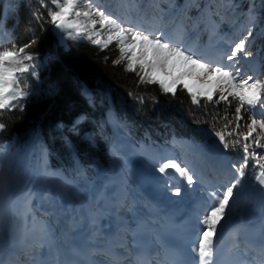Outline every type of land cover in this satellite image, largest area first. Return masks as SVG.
Masks as SVG:
<instances>
[{"label":"trees","instance_id":"obj_1","mask_svg":"<svg viewBox=\"0 0 264 264\" xmlns=\"http://www.w3.org/2000/svg\"><path fill=\"white\" fill-rule=\"evenodd\" d=\"M222 1L243 14L248 13L245 23L257 13L261 0H211L209 7L217 19L215 12L222 7ZM197 2L203 7L207 0ZM52 8V0H0V49L23 46L33 38L38 40L28 49L35 59L26 62L36 65L38 75L30 71L19 74L23 77L20 86L30 95L14 102L23 104L22 111L19 106L0 111V122L6 123V129L0 132L1 142L14 138L24 141L38 129L55 166H72L75 156L85 169L95 166L104 169L107 166L104 144L113 137L116 118L119 130L136 141L141 138L164 141L176 135L220 147L214 132L227 122L222 117L235 119L238 101L229 104L201 98L194 103L182 86L173 95L164 93L158 84L141 83L139 69L130 72L125 70L126 61L113 63L119 57L115 43L102 48L86 41H70L65 49L53 26L46 22ZM251 33L249 52L260 56L264 81V9ZM84 87L91 92V98L84 95ZM81 114L84 118L74 125ZM243 115L242 132L246 131L245 123L250 121L251 113L245 109ZM255 118L264 119L257 115ZM88 133L93 135L94 145L86 139ZM254 135L264 141V130L258 128ZM254 150L264 153V149ZM223 153L230 161L243 162L239 147Z\"/></svg>","mask_w":264,"mask_h":264},{"label":"snow or ice","instance_id":"obj_2","mask_svg":"<svg viewBox=\"0 0 264 264\" xmlns=\"http://www.w3.org/2000/svg\"><path fill=\"white\" fill-rule=\"evenodd\" d=\"M53 9L48 12V20L54 29L61 33L67 32L72 39H88L93 45L107 48L113 43L116 44L119 57L113 60L114 64L126 61L125 70L137 73L141 83L158 84L166 94H176L178 86H182L188 92L194 103H198V97L205 98L207 101L228 102L238 101L235 108V119L228 120L222 129L215 131L218 146L222 152H227L230 148L235 150L239 147L243 153L242 163L231 167L235 169L234 177L227 185H221L220 189L208 193V203L204 209L202 217L198 220L201 228L197 235L196 245L192 252L197 257L196 264H217L215 259V245L218 232L227 223L232 213L231 205L235 203L234 197L239 191L242 178L246 175V170L253 169V179L264 188V153L254 149H264V141L257 133L258 128L264 130V119H256L257 111L264 115V81L252 74H246L239 66L241 57L251 55L247 51V41L252 35L251 30L248 34L239 39L230 48V54L226 56V61H209L195 53L191 48H187L182 40H173L164 34L162 30L143 29L139 25L124 26L125 22H118L112 15L106 14L99 7L94 6V0L87 3L86 10H80L77 0H52ZM76 18V21L73 20ZM80 17L89 18L91 29L81 25L77 21ZM98 18V19H97ZM39 19V17H38ZM99 24V29H97ZM107 30V39H102L96 33ZM38 43L33 38L23 46L6 47L0 50V111L12 110L19 106L23 110V104L17 105L20 100L26 99L30 93L20 86L23 77L19 74L24 72L36 73V65L26 63L35 59V56L28 51ZM188 79H193L202 90H194ZM131 95V93H130ZM231 98V99H230ZM143 102V98H139ZM251 113L250 121L245 123L246 131H240L241 121L244 120L243 110ZM6 129V123L0 122V132ZM234 137V139H230ZM6 148H0V155ZM118 159V157H117ZM172 169L186 180L187 185L191 186L195 182V173L187 167H182L173 159H166L155 169L160 174H167V170ZM258 169V171H256ZM3 165L0 164V177L3 176ZM222 189V190H221ZM174 194L179 196L181 189L176 187ZM100 199H103L101 197ZM124 207L120 200H116L110 207L100 204L97 201L95 208L81 204L73 213L69 228L73 231H85L94 226L99 216L114 214L113 210L118 211ZM264 211V209H262ZM223 222V223H222ZM87 225V229L86 226ZM141 226L136 229H121L123 232H131L135 237ZM45 235L48 233L47 225H42ZM98 232L93 231L88 237L90 243H96ZM121 243L117 246L125 248L127 242L120 238ZM136 242L134 241V244ZM249 248L254 245L246 244L244 255L248 254ZM75 251V249L73 250ZM102 251L103 254L110 255V249H93V254ZM259 254L262 257L258 264H264V241L259 245ZM255 260L256 257H253ZM54 264H61L58 259ZM64 264H76L75 261H65ZM137 264H145L141 257H137ZM171 264H189V261L181 254H175ZM241 264H247L242 261Z\"/></svg>","mask_w":264,"mask_h":264},{"label":"rangeland","instance_id":"obj_3","mask_svg":"<svg viewBox=\"0 0 264 264\" xmlns=\"http://www.w3.org/2000/svg\"><path fill=\"white\" fill-rule=\"evenodd\" d=\"M89 2L90 0H77L80 10H86ZM183 2L182 4L180 0H94V6L99 7L106 14L112 15L113 18L118 19V22H125L124 26L139 25L147 30H162L170 39L182 40L184 46L191 48L194 52H201L209 40L213 39L216 46L225 47V50L217 48L221 51L214 56L217 60L222 59L220 62L224 63H227L226 56L230 54V48L239 39L244 38L249 30L257 27L264 9V0H261L257 13L250 16L245 27L242 28L239 20L241 14L230 3L227 5L222 1V7L218 10L220 22L217 23L207 6L198 9L196 0H183ZM192 7L195 10L194 15H190ZM73 20L76 21V18L73 17ZM77 22L91 29L89 18L80 17ZM97 29H99V24H97ZM53 31L63 47H67L71 40L91 43L86 38H69L67 32L61 33L54 27ZM96 34L102 39H107L108 32L105 29ZM251 42L252 39L249 37L247 46ZM239 66L246 74L257 77L260 61L254 55L241 57ZM137 69H139L138 66ZM187 83L194 90H202V86L193 79H188ZM257 114L261 115L259 111ZM113 137L114 141L107 143L108 168L101 173L95 171L96 173L90 176L86 175L81 168L67 173L54 169L49 162L47 149L37 131L31 134L25 142L12 141L2 144L4 146L0 145V148H6V151L0 155V164L4 169L3 176L0 177V212L2 215L0 216V243L10 238L12 240L21 238L22 242H26L31 235V230L28 231V226H26L30 223V217L34 218L35 226L42 229V225H47L48 230L50 229L49 213L38 220L35 216L38 214L36 206L50 208L52 211L57 209L71 221L74 212H71L72 207L67 206L66 203L76 201L78 204L76 208L81 204L93 206L92 197L99 200L105 188L111 187L110 183L112 184V182L115 183L113 184L114 188L117 187L121 180L118 181L117 177L119 178V176L125 180L126 187L132 189V180L139 176L140 170H143L144 167L147 171H152L153 166L155 168L157 164L160 165L171 155L169 153L171 150L184 153V155L180 154L179 159L182 167H187L194 173H197V170H205L209 175L214 173L216 180L228 184L226 172H223L220 167H217L219 171L216 172L207 171V169L216 167L215 154L217 155V153L230 167L233 165L218 148H209L204 144L194 142V146L189 145L188 148L182 149L179 147V140L189 141L191 139L174 137L169 142L147 143L143 140L140 146L144 144L146 147L137 150L133 146L135 142L127 135L117 131ZM88 139L91 140V136H88ZM177 140L178 142H175ZM221 162L226 165V162ZM252 163L246 170L245 177L242 178L249 188L241 194L251 198L254 203L258 201L257 198L264 192V188L253 179ZM137 165H141V167ZM167 171L177 175L172 169ZM152 175L153 172H147L149 178ZM154 183L157 184V182ZM159 194H162V191ZM119 212L121 217L127 214L125 210Z\"/></svg>","mask_w":264,"mask_h":264},{"label":"bare ground","instance_id":"obj_4","mask_svg":"<svg viewBox=\"0 0 264 264\" xmlns=\"http://www.w3.org/2000/svg\"><path fill=\"white\" fill-rule=\"evenodd\" d=\"M217 48H220L221 50H225L224 46H220L217 47L214 45V40L210 39L207 46L201 51V52H195L201 55V57L205 58L206 60L209 61H215V62H220L221 60H217L214 56L216 55V53H218ZM229 63V62H227ZM189 145H193L191 142L185 141V140H179V147L182 149H186L189 147ZM137 150L139 149H143L145 148V145L142 146H137V145H133ZM170 152V156L167 157L166 159H173L175 162L179 163V159L180 156L184 153H180V151L178 150H171ZM181 154V155H180ZM217 157V158H216ZM145 159V158H144ZM147 159V158H146ZM215 161L217 162L218 167L220 165H222L221 167L223 168L224 172L227 173L228 176V180L227 182H231L233 180L234 177V173L235 170L232 169L229 164L219 156V153H217V155L215 154ZM226 162L225 164H222V162ZM138 167H141V165H137ZM160 165H156V167L154 168V166L152 167V171H147L144 167L143 170L141 169L139 172V176H137L135 179L132 180V184H133V188L132 191L130 190H126V191H120L119 192V196L121 197V199H125L128 198L130 199L131 203L136 204V206L138 204H140V197L142 196L143 193L145 192H150L153 194V197L156 200H164L165 204L169 203V198L174 200L173 196H176L177 198H179L177 195L174 194V190L176 187H179L182 185V187H184L186 194H188L189 196L192 197V199H194L198 205V207L201 209L202 212H204L205 207L207 206L208 203V191L210 188L211 184H215V186H220L223 184L218 183L217 181H215L214 177H209L208 181L206 182H197L195 179V182L193 183V185L189 186L186 183V180L181 177L178 173L177 176L178 178H175V173L174 172H169L166 175L164 174H160L157 171H155L156 168H158ZM147 172H153V175L151 178H149L147 176ZM138 173V172H137ZM198 174V173H196ZM195 174V176H196ZM203 175V174H202ZM12 177V174H11ZM121 178V176H119ZM124 180V179H123ZM160 181L162 182V184L165 183L166 185V190L165 192H163L162 194H159V188H156L153 184V181ZM125 181V180H124ZM122 182V181H121ZM179 182V186H176V184ZM249 187L247 186L246 182L244 180H242V184L241 187L239 189V191L236 193L234 200L235 203L231 205L232 207V213L230 218L227 221L230 220H234L236 223H240V225L244 226V230L243 232L247 233V237L250 236H256V237H260L264 240V211H262V209H264V192L257 198L258 201L256 202H252L251 198H249L246 195H242L241 193L245 190H247ZM164 190V189H163ZM222 190V189H221ZM139 194L138 198L135 199L134 194ZM165 193V195L162 197V195ZM147 194V193H146ZM182 193L179 195L181 196ZM170 201L171 203L175 204L173 201ZM130 201L128 200L130 205ZM255 201V200H254ZM76 202V201H75ZM253 203V204H252ZM78 204L75 203H71V206H73V210H76V206ZM176 207V206H175ZM174 207V208H175ZM78 208V207H77ZM173 208V209H174ZM0 216L1 212H0ZM59 217L62 218V216L60 215ZM64 219V218H63ZM65 221H67L65 219ZM223 223V222H222ZM27 226V225H26ZM93 228H91L92 231ZM96 231H98V229H94ZM89 231V230H87ZM42 230H40L39 227H37V229L34 228L33 233H36V236H39L40 240L42 239ZM58 235V232L56 234H49L47 236L44 237V239H54L56 236ZM243 235H240V237H242ZM244 250L243 249V244L241 246H239L236 250L237 255L241 258V259H248L251 258L253 259V257H256V255H251L250 251L248 250V254L245 256L244 255ZM0 254H4L3 251H0Z\"/></svg>","mask_w":264,"mask_h":264}]
</instances>
